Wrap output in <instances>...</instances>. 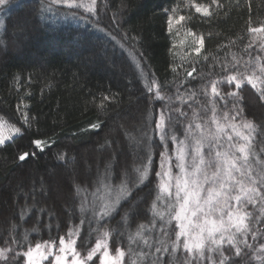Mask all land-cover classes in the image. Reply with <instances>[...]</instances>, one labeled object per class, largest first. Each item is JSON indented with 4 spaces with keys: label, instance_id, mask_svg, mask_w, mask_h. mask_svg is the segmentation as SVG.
Instances as JSON below:
<instances>
[{
    "label": "trees",
    "instance_id": "obj_1",
    "mask_svg": "<svg viewBox=\"0 0 264 264\" xmlns=\"http://www.w3.org/2000/svg\"><path fill=\"white\" fill-rule=\"evenodd\" d=\"M49 3L9 0L0 6V119L21 128L13 140L0 145V248L12 249L0 264H15L13 257L24 264L22 253L28 247L46 242L57 247L59 237L67 239L70 231L84 255L103 239L113 254L115 248L124 252L125 264H152L156 248L175 239V221L166 194L159 191V178L150 171L152 182L141 183L135 171L142 162L141 147L152 151L144 140L152 135L150 122L167 106L186 113L181 139L190 122L215 131L211 108H217L220 119L232 108L233 98L212 97L211 82L227 74L225 67L250 74L252 66L245 65L264 56L256 44L247 47L252 38L246 28L249 15L254 26L264 22V0H219L221 6L213 5L210 17L189 8L188 0H97L95 15L63 4L49 11ZM166 12L190 19L169 32ZM189 32L203 39L199 53ZM156 85L163 100L155 99ZM219 91L226 95L236 89L221 83ZM239 95L240 107L255 125L254 158L264 159V101L247 84ZM97 123L100 128L90 127ZM35 139L48 147L35 149ZM25 151L37 154L20 162ZM155 156L158 167V150ZM125 172L134 179V194L121 197L113 212L101 217L100 207L115 200ZM261 207L248 208L250 227L258 230L256 239L247 236L253 247L241 245L240 256L235 249L225 253L234 264H264L259 252L264 244ZM163 259L210 264L182 245ZM218 260V254L212 256L216 264Z\"/></svg>",
    "mask_w": 264,
    "mask_h": 264
},
{
    "label": "snow or ice",
    "instance_id": "obj_2",
    "mask_svg": "<svg viewBox=\"0 0 264 264\" xmlns=\"http://www.w3.org/2000/svg\"><path fill=\"white\" fill-rule=\"evenodd\" d=\"M8 3L9 0H0V6ZM60 4L66 5L69 9H83L85 13L92 15L97 12V0H88L87 3L84 0L80 2L78 0H50L47 10L51 11L53 5ZM213 5L217 8L221 6L219 0H211L208 4L188 0V7L194 8L195 12L202 14L203 17L213 15ZM71 14L75 15V13ZM166 14L169 32L172 31L174 25L190 19L182 15L176 16L167 12ZM82 18L87 20L88 16ZM0 25H3V20H0ZM246 28L248 35L252 38L247 47L251 48L253 44H256L264 53V22L254 26L252 17L249 15ZM189 35L194 37L198 45L194 50L199 53L203 39L191 32ZM255 60V64L249 61V64L245 65V69L249 65L252 66L253 71L250 74L239 72L237 68L225 67L227 74L222 75L221 80L211 82L212 97L224 100L228 97L233 98L232 108L226 109L220 119L217 118L219 114L217 108L215 106L211 108L213 115L210 125L215 126V131L205 130L204 123L190 122L184 129V138L181 139L180 127L182 118H187L186 113L181 109L173 111L167 106L162 108L159 116H154L150 122L154 125L152 135L146 136L144 140L152 151L146 152L141 147L142 162L135 171L139 174L138 179L141 183L145 180H148V183L152 182L149 179L150 171L153 178H159V191L166 194L165 200L170 209L169 215L175 221V239L171 240L168 246L156 248L152 264H171L170 260L163 259L164 254L169 253L170 250L171 253H175L181 245L188 254L198 256L200 259H208L210 264H216L212 261V256L215 254L219 255L218 264H234V261L225 254L226 252L231 253L232 249H235V255L240 256L241 245L248 248L253 247L248 243L247 236L250 233L252 238L256 239L258 230H252L250 227L252 213L248 211V208L264 204V159L254 158L252 132L255 131V125L246 118L245 109L240 107L243 98L239 95V91L245 84L250 85L259 93L260 101H264V63H261L264 56H257ZM188 76L191 77L192 72H189ZM221 83L234 84L236 91L222 95L219 91ZM147 92L151 95L153 88L149 87ZM205 94H207V88ZM107 99L108 97H104V100ZM155 99L163 100L160 96L159 85H156ZM211 103L214 104V101ZM24 106L27 107V105ZM165 110L169 113L167 116L164 114ZM23 119L30 127L29 117L25 114ZM90 127L100 128L101 124H92ZM5 132L8 135H5ZM20 133L21 128L15 125L6 127L5 122L0 119V145L13 140ZM157 136L158 141L155 139ZM31 143L40 152L48 147L41 139H35ZM206 147L207 154L205 153ZM161 148L162 150H159ZM157 150L158 167L155 156ZM36 154V152L25 151L19 155L18 159L20 162H25ZM144 160L146 163L143 162ZM257 168L259 171L256 170ZM121 185L114 201L109 199L103 202V206L100 207L101 217H106L113 212L114 204L119 203L121 197L131 199L135 182L128 172H125ZM116 211L118 212V209ZM260 211L264 213V207H261ZM74 213L75 209H73V215ZM255 219L260 221L259 216ZM83 222L82 220L81 223ZM71 235L70 231L67 239L65 236L59 237L58 252L53 251L56 247L54 244L47 245V242L43 250L39 243L34 248L28 247L27 251L22 253L25 264H41L49 257H53L50 264H96L97 259L99 264H125L124 252L120 248H115V254H112L107 241L98 239L95 246L84 255L77 250V241L73 240ZM103 235L106 237L108 233L105 232ZM241 237L244 238L241 239ZM11 251L10 248H0V259H7ZM259 252L264 254V244L260 245ZM144 255L147 257L152 253ZM256 259L260 260L261 255H257ZM13 262L18 264L15 257H13Z\"/></svg>",
    "mask_w": 264,
    "mask_h": 264
},
{
    "label": "rangeland",
    "instance_id": "obj_3",
    "mask_svg": "<svg viewBox=\"0 0 264 264\" xmlns=\"http://www.w3.org/2000/svg\"><path fill=\"white\" fill-rule=\"evenodd\" d=\"M5 126L7 127V125L5 124ZM5 135H8V133L7 132H5ZM47 245H53V244H47ZM42 246V250L44 249V247L46 246V244H44V245H41ZM58 247L59 246H57V247H55V248H53V251L54 252H58ZM34 248V247H33ZM113 254V253H112ZM53 259V257H49V259L48 260H45V261H42L41 262V264H50V262H51V260ZM24 264H25V261H24ZM98 264H99V262H98Z\"/></svg>",
    "mask_w": 264,
    "mask_h": 264
}]
</instances>
